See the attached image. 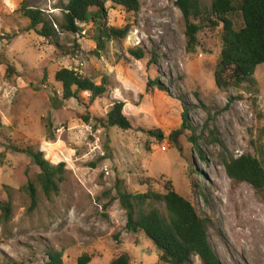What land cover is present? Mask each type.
Here are the masks:
<instances>
[{
    "label": "rangeland",
    "instance_id": "obj_1",
    "mask_svg": "<svg viewBox=\"0 0 264 264\" xmlns=\"http://www.w3.org/2000/svg\"><path fill=\"white\" fill-rule=\"evenodd\" d=\"M24 1L0 0V203H12L9 222L0 210V264H45L51 253H62L63 264L85 255L90 264H109L123 253L130 264H157L153 242L126 230V213L114 201L118 182L132 194L149 187L165 193L171 182L210 220L209 242L222 264H264V200L251 185L231 180L224 164L247 154L264 164V64L239 89L219 90L214 74L221 28L204 27L191 50L177 0H139L129 36L110 42L100 55L91 26L82 36L62 35L61 52L28 31L29 20L18 13ZM28 1L57 19L68 2ZM107 7L109 25L122 28L129 14ZM74 40L80 47L75 55L69 54ZM132 50H142L144 58ZM7 65L16 71L9 80ZM61 69L98 85L106 81L107 94L92 106L88 94L82 102L64 101L55 79ZM150 82L165 91L149 90ZM119 102L131 129H105L95 121ZM158 131L162 139L151 134ZM174 132L177 143L169 139ZM14 147L40 150L51 164L66 165L58 197L49 200L39 188L31 210L23 188L40 169Z\"/></svg>",
    "mask_w": 264,
    "mask_h": 264
},
{
    "label": "trees",
    "instance_id": "obj_2",
    "mask_svg": "<svg viewBox=\"0 0 264 264\" xmlns=\"http://www.w3.org/2000/svg\"><path fill=\"white\" fill-rule=\"evenodd\" d=\"M108 4L124 8L129 14L122 28L109 25ZM177 7L187 24L186 34L191 50L195 47L196 35L204 27L221 28L222 51L214 74L219 90L239 89L251 79L256 68L264 64V0H210L208 4L203 0H177ZM140 8L139 0H68L61 9V18L57 19L25 0L18 13L22 18L29 20L28 31H34L61 52L66 50V46L61 43L62 35L82 36L84 28L91 26L94 31L91 40L97 45L95 53L100 55L110 42L125 40L129 36L133 28L129 21L140 12ZM79 50L78 41L74 40L69 54L75 55ZM130 53L138 60L145 56L142 50H132ZM6 67V79L9 80L16 71L9 65ZM55 79L62 86L64 101L74 99L82 102V95L88 94V106L103 98L109 89L106 81L98 85L73 69L59 70ZM153 86H158V82H150L148 89ZM158 87L159 90L165 91L163 87ZM123 109L124 103H116L106 118H96L95 121L105 129H131L130 122L123 115ZM83 120L89 122L90 117L84 116ZM184 126H188L186 121ZM47 133L49 140L55 139L50 121ZM151 134L163 138L159 131ZM104 147L108 152L109 141ZM13 149L18 150L16 147ZM18 152L27 154L40 169L35 181H30L23 188L30 197L31 210L38 206L39 188L49 200L58 197L60 185L65 180L66 165L51 164L45 159L42 151L34 148ZM262 154L264 155V146ZM224 164L231 180L251 185L264 200L262 161L247 154L237 158L229 157ZM116 190L114 201H118L126 213L127 232L142 233L153 242L159 253L157 264H193L195 258L200 260V264H222L209 242L210 220L200 216L193 204L175 191L171 182L165 185V193L155 192L149 187L146 193L132 194L125 190L122 182L117 183ZM0 210L3 222H9L12 215L11 201L0 203ZM48 256L49 261L45 264H63L62 253H51ZM90 263L91 257L87 255L77 261V264ZM130 263V255L123 253L109 264Z\"/></svg>",
    "mask_w": 264,
    "mask_h": 264
},
{
    "label": "water",
    "instance_id": "obj_3",
    "mask_svg": "<svg viewBox=\"0 0 264 264\" xmlns=\"http://www.w3.org/2000/svg\"><path fill=\"white\" fill-rule=\"evenodd\" d=\"M179 133L174 132L172 133V135L170 136V140L173 141L174 143H177V139H178Z\"/></svg>",
    "mask_w": 264,
    "mask_h": 264
}]
</instances>
